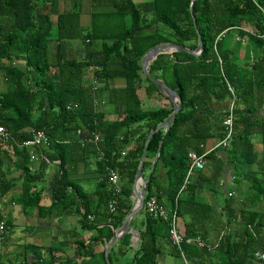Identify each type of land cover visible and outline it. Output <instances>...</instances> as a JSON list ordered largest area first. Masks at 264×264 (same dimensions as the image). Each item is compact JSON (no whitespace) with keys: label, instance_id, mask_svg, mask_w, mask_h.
I'll use <instances>...</instances> for the list:
<instances>
[{"label":"trees","instance_id":"trees-1","mask_svg":"<svg viewBox=\"0 0 264 264\" xmlns=\"http://www.w3.org/2000/svg\"><path fill=\"white\" fill-rule=\"evenodd\" d=\"M62 1L0 0V85H5L0 91V123L15 141L31 139L37 131L49 137L48 146L35 149L42 153L43 165L35 171L30 169L27 149L12 143L0 147V195L15 186L16 179H8L9 171L3 169V157L11 153L22 171L17 180L23 184L24 209L37 207L41 216L60 215L74 203L72 193L66 191L72 186L83 202V212L78 209L81 227L96 232L93 242H109L134 206L132 187L145 149L142 177L153 169L144 199L156 197L176 212L178 220L189 215L181 234L210 246L183 242L180 249L173 245L172 255L182 258L183 254L188 264H264L254 258L255 252L264 254V0H194L191 7L192 0H89L88 27L80 23L82 0H69L67 9L61 7ZM196 30L203 43L199 56L161 54L149 65L150 75L179 95L182 108L169 130L154 133L145 146L149 133L173 107L143 75L141 59L160 44L195 49ZM229 33L245 40L243 56L224 42ZM71 42L88 50L80 58L63 51L61 45ZM50 44H56L52 60ZM91 79L96 81L95 90ZM115 80H123L125 86L115 87ZM143 83L147 96L161 98L159 108H142ZM233 100L230 139L206 153L207 140L225 139L222 122ZM111 112L115 121L108 120ZM84 133L98 135L99 141L82 147ZM81 150L96 160L98 206L105 221L90 214L81 191L67 182L75 167L74 154ZM191 152L205 154L212 174L206 178L194 169L182 188ZM48 161L58 163L59 169L52 203L43 208L42 189L36 187ZM107 168L118 173L121 190L113 215L108 211L112 188ZM225 168L235 188H226L219 211L205 200L202 190L213 192V182ZM142 225L143 238L124 264H157L162 243H171L169 222L144 213ZM131 238L126 233L117 243L121 257L130 249ZM51 250L47 251L51 254ZM88 256L93 258L94 253L88 251ZM35 260L33 264H62L41 254ZM63 263L77 264L75 259ZM100 263L107 264L104 252Z\"/></svg>","mask_w":264,"mask_h":264},{"label":"crops","instance_id":"crops-1","mask_svg":"<svg viewBox=\"0 0 264 264\" xmlns=\"http://www.w3.org/2000/svg\"><path fill=\"white\" fill-rule=\"evenodd\" d=\"M61 7L64 8L65 4L61 3ZM69 7L66 6L65 9ZM90 13V11H89ZM88 13V15H89ZM84 13L80 18V23L83 27H88L90 19H83ZM52 46V47H50ZM55 53L56 44L49 45ZM63 51L69 50L73 56H82L83 52L87 51L86 47H81L77 42H71L70 44H62ZM19 64V63H18ZM22 66V65H21ZM1 82V76H0ZM114 86L123 88L125 82L123 80H115ZM145 83L139 89V97L141 98L142 108L145 110H154L162 105V100L157 94L147 96L144 89ZM0 91L5 89V85L1 83ZM264 112V111H263ZM117 116L114 112L108 114L109 121H115ZM256 143L257 139L254 140ZM219 142L216 139H209L204 145L206 153L213 149H216ZM218 149V148H217ZM93 151L94 148L90 147ZM81 152V153H80ZM74 154L75 167L69 171L68 181L70 185L78 187L83 195L86 208L90 210V214H94L98 220L105 221L104 212L99 210V192L98 187L100 179L95 172L96 160L94 155H83L82 150ZM40 151L35 150V159L31 160V171L38 170L41 165ZM6 161V165H3V169H7L8 179L15 178V186L6 195H0V222L4 223V228L0 232V264H33L36 262L35 255L41 254L43 259L48 260L54 257L55 261L64 264L66 259H75L77 264H101L100 255L105 251L107 241L93 242L96 232L93 230L83 229L81 227V216L78 213L83 212L82 199L73 194V187L67 188V193H72L74 203L60 215L41 216L37 207L23 208L22 199L20 197L22 191V181L17 179L20 177L22 171L18 166V162L15 157L10 153L9 156L3 157ZM43 179L37 183V187L42 189L40 206L48 208L53 200V189L55 188L56 173L58 163L47 162L44 167ZM150 170L147 175L151 173ZM211 165L205 162V167L201 170L202 175L206 178L211 177ZM146 175V176H147ZM230 171L225 168L221 177L213 182L214 193H209L207 190H202L205 200L210 203H216L215 205H223V201L219 202L218 197L222 193H226L228 186H231ZM110 188V187H109ZM231 189V188H229ZM211 192V191H210ZM217 196V197H216ZM210 198V199H209ZM133 203H135L134 195L131 197ZM218 208V206H216ZM220 208V206H219ZM139 214V213H138ZM138 214L130 222V230L132 234L130 249L124 257H121L118 252V242L111 247L112 264H124L131 260L138 242L140 232H143V216L138 217ZM190 222V216L185 215L178 220V230L180 233L185 223ZM100 227V226H99ZM212 233H210V237ZM212 238V237H211ZM52 249L51 254L47 251ZM110 249V250H111ZM173 244L163 242L161 246V253L157 256V264H178V260L184 259L175 257L172 255ZM88 251L94 253L93 258L88 256ZM110 252V251H109ZM105 257V256H104ZM182 259V260H181ZM106 261V260H105ZM111 264V263H110Z\"/></svg>","mask_w":264,"mask_h":264},{"label":"built area","instance_id":"built-area-1","mask_svg":"<svg viewBox=\"0 0 264 264\" xmlns=\"http://www.w3.org/2000/svg\"><path fill=\"white\" fill-rule=\"evenodd\" d=\"M240 38L236 37V41H239ZM92 83V90L96 89V81L94 79H91ZM230 89V88H229ZM232 92V89H230ZM235 99V98H234ZM96 105V102H95ZM233 107H234V100L232 101L229 110L227 111L226 115L223 118L222 125L225 128L226 136L225 139L222 140V142H219L218 146L224 145L227 140L230 139L231 134L233 132ZM80 133V131H79ZM99 141V136L96 134L86 135V133L83 134V137L80 141L81 146H85L88 144L95 145ZM14 144L18 146L19 148H25L28 150L29 156L31 160L35 159V149L42 147V146H48L49 144V137L43 132V131H37L34 133L33 137L31 139H26L23 141H15L11 135L7 132L6 128L0 123V147H6L10 144ZM217 146V147H218ZM205 154L198 155L194 152H191L188 154V158L190 160V167L187 172L184 184L182 188L187 184L190 173L192 170H203L205 167V160H204ZM97 160H101V157H98ZM107 180L109 183L110 188H112V199L108 203V211L110 215H113L115 213V206L117 204L118 198L121 194L120 185H119V175L116 171L107 168ZM233 195V194H232ZM143 211L147 215L155 218V219H162L164 221L169 222V240L173 245H175L178 249H180V246L183 242L190 243V244H197L200 247H210L207 245L205 241H202L200 238L196 239H185L184 236L179 232L178 230V218L175 211H170V209L164 205L161 204L156 197H148L146 200L144 199L143 204ZM4 228V223H0V232H2ZM182 258L184 259V256L182 254ZM254 258L257 261H264V254L260 252L254 253ZM185 264H188L184 259Z\"/></svg>","mask_w":264,"mask_h":264},{"label":"water","instance_id":"water-1","mask_svg":"<svg viewBox=\"0 0 264 264\" xmlns=\"http://www.w3.org/2000/svg\"><path fill=\"white\" fill-rule=\"evenodd\" d=\"M193 2L194 0H192V2L190 3V7L192 6ZM190 12L192 13L191 10ZM193 26L196 29V21L194 18H193ZM197 35H198L197 47L193 50L188 49L187 47L176 44V43L160 44V45L150 48L141 59V70L143 72V75L146 77V79L150 83H152L156 87L157 91L160 94L166 96L169 99L173 107V111L168 116V118L163 123H161L154 131L149 133V135L147 136L146 142H145V146L147 145L149 139L154 133L160 130H164V132H167L169 130L171 125L175 122L177 113L182 108V102H181V98L179 97V95L173 89L168 87L162 80L156 79L153 76H151L149 73V65L153 61H155L158 55H161V54H171L174 52H183V53H187L188 55L199 56L203 50V43H202V40H201V37L198 31H197ZM160 146H161V143L159 145V149H160ZM159 149H158V152H159ZM158 152L154 158L153 164L154 162L157 161V158L159 155ZM144 161H145V149L143 150V153H142V156H141V159H140L137 171H136L135 179L133 182V187H132L134 200H135L134 206L131 209V211L126 215L121 225L114 230L112 239L105 246L104 256H105V260L107 264H110L109 251L111 247L115 245L118 241H120V239L123 237L124 234L126 233L134 234L130 230V222L138 213H140L143 210L144 198L146 195V183L150 177V174L144 178L142 177V168H143ZM152 169H153V166H152ZM143 235H144V232H140L138 237H136V241L141 240L143 238Z\"/></svg>","mask_w":264,"mask_h":264},{"label":"rangeland","instance_id":"rangeland-1","mask_svg":"<svg viewBox=\"0 0 264 264\" xmlns=\"http://www.w3.org/2000/svg\"><path fill=\"white\" fill-rule=\"evenodd\" d=\"M62 4H65V7L66 6H68L69 5V7L68 8H70V1L69 0H63L62 1ZM64 7V8H65ZM90 8H91V5H90V1L89 0H82V12L84 13L83 15H84V17H83V19H89V15H88V13H89V11H90ZM224 42L226 43V44H233L232 45V47L233 48H235V49H237V50H239V54H240V56H243V54H244V46H245V40L244 41H236V36H233V35H231L230 33L226 36V38L224 39ZM51 45H53V44H51ZM50 47H52V46H50ZM88 48H89V46H88ZM84 53V52H83ZM52 55H53V49H51L50 48V59L52 60ZM77 57H79V56H77ZM81 57V56H80ZM79 57V58H80ZM231 180V182H232V179H230ZM214 184H215V182H214ZM231 187H233V188H235V185H232V186H228V188H231ZM227 188V189H228ZM214 189V188H213ZM209 193H214V190H213V192H209ZM226 194L227 193H222L221 192V194L219 195V197H218V201L219 202H222V201H224V198H225V196H226ZM203 195H204V193H203ZM217 197V196H216ZM210 199V198H209ZM216 203H213L212 205L214 206ZM216 206H218V208H216L217 210H219L220 211V209H221V207H222V204L221 205H215V207ZM219 206H220V208H219ZM142 213H143V211L142 212H140L139 214H138V217H141L142 216ZM222 216V215H221ZM212 238V241L214 240V233H212V236H211ZM182 260V259H181ZM177 261H178V264H182L183 263V261H182V263H181V261L180 260H178L177 259Z\"/></svg>","mask_w":264,"mask_h":264}]
</instances>
